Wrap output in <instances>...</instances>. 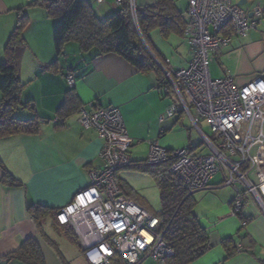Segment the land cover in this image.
<instances>
[{"label":"crops","instance_id":"obj_1","mask_svg":"<svg viewBox=\"0 0 264 264\" xmlns=\"http://www.w3.org/2000/svg\"><path fill=\"white\" fill-rule=\"evenodd\" d=\"M32 1L0 0V63L5 61V46L17 24V9L22 8L28 16L24 30L28 46L21 61L19 77L23 84L21 102L30 104L32 110L23 109L17 116L29 119L37 115L40 124L37 134L0 139V264H20L18 260L9 262L6 257L29 238H34L39 244L46 264H63V260L72 264L61 252V246L53 235L58 234L69 241L54 227L52 212L66 207L79 192L89 188L91 172L104 167L100 157L104 142L95 129L81 125V109L90 105L94 108L117 107L133 140L131 157L134 161L148 158L147 152L153 143L168 151L182 148L203 151L202 138L193 132L196 128L190 117L184 112L168 116L173 99L159 87L162 73L189 65L193 49L183 36L171 34L163 38L159 30H154L148 39L162 70L140 71L119 54L97 56L93 52L82 51L75 42L66 44L63 53L57 56L54 43L57 20L48 17L40 6L29 7ZM136 1L140 6H146L158 0ZM242 1L233 0L236 5ZM88 2L101 20L120 9L119 0ZM239 6L250 14L257 7L264 8V0H245V4ZM180 12L188 20L187 9ZM258 28L259 25L246 37H239L241 40L235 44L238 47L244 44L243 50L251 59L258 55L256 51L264 52V33L260 34H263V40H260ZM230 45L220 48V57H226ZM222 66V70L216 71V78L231 77L239 86L247 85L264 72V67L259 66L252 73L238 76L232 68ZM69 75L75 79L73 86L68 82ZM2 79L0 73V83ZM70 96L76 98L82 107L80 110H65ZM185 117L189 119L191 128L185 125ZM201 127L205 134H211L206 124L202 123ZM126 170H120L117 177L118 181L128 184L122 177ZM7 173L17 179L19 185L7 183ZM222 181L213 178L211 189L203 191L223 189ZM234 198L235 194L229 200L228 197H220L209 211L211 214L197 215L210 232L213 249L194 264H264V211L255 204L262 211L258 213L251 198L243 212L245 217L251 218L243 227L241 220L232 214ZM38 205L48 208L51 214L47 213L44 219L37 221L31 209ZM227 238H234L240 248L229 259L221 247Z\"/></svg>","mask_w":264,"mask_h":264},{"label":"built area","instance_id":"obj_2","mask_svg":"<svg viewBox=\"0 0 264 264\" xmlns=\"http://www.w3.org/2000/svg\"><path fill=\"white\" fill-rule=\"evenodd\" d=\"M187 1L190 19L184 34L193 58L185 68L165 71V88L173 99L168 116L187 114L207 152L168 151L153 143L148 163L169 164L189 194L211 189V180L221 173V186L235 190L232 214L243 217L241 225L246 227L250 219L243 212L251 198L264 211V72L239 86L231 77L213 79L210 65L215 51L229 46L235 36L246 37L263 14L255 8L251 19L233 0ZM68 82L74 85L73 75ZM88 107L81 109L80 123L102 138L104 167L91 172L89 188L58 210L57 221L73 229L88 264H142L149 258L165 264L175 252L159 230V218L119 185L118 173L130 165L133 145L121 112L117 107Z\"/></svg>","mask_w":264,"mask_h":264},{"label":"trees","instance_id":"obj_3","mask_svg":"<svg viewBox=\"0 0 264 264\" xmlns=\"http://www.w3.org/2000/svg\"><path fill=\"white\" fill-rule=\"evenodd\" d=\"M130 2L131 0H121L120 9L105 20L97 17L88 0H34L28 5L44 8L48 17L57 20L54 30L57 56L63 53L66 44L75 42L84 52H93L97 56L116 53L140 71H158L161 68L154 55L141 44L138 30L147 42L154 30H159L163 38H168L171 34L185 37L188 21L174 0H158L153 5L137 7L135 13ZM17 11L16 27L5 46V61L0 63V73L3 76L0 83V139L19 134H37L40 125L37 115L29 119L17 116L23 109L32 110L30 104L21 102L23 84L19 77L21 61L28 46L24 37L28 16L22 8ZM162 76L159 87L166 90L165 74L162 73ZM166 94L172 97L171 91L166 90ZM81 108L76 98L70 96L65 110ZM0 165L2 166L1 161ZM126 168H134L156 178L160 189L161 209L155 216L160 220L159 230L164 233L165 241L175 252L165 264H194L206 256L213 249L210 232L194 212L197 204L194 194H189L183 181L170 172L169 164L150 165L148 158L135 161L131 158V163ZM5 180L10 185L20 183L9 173L6 174ZM119 185L125 195L132 197L128 184L119 181ZM57 212H52L54 227L75 244L85 257L73 229L58 223ZM47 213L51 214V211L44 206L38 205L31 209V214L37 221L44 219ZM239 219L242 221L243 217ZM221 245L226 259L239 252L238 243L234 238L224 239ZM6 260H18L20 264H46L40 246L34 238L25 240L18 250L6 257ZM63 264L69 263L63 260Z\"/></svg>","mask_w":264,"mask_h":264},{"label":"rangeland","instance_id":"obj_4","mask_svg":"<svg viewBox=\"0 0 264 264\" xmlns=\"http://www.w3.org/2000/svg\"><path fill=\"white\" fill-rule=\"evenodd\" d=\"M177 7L183 11H186L188 9V1L187 0H174ZM135 2V1H134ZM133 2L132 7H133V12L136 10V6L140 7L139 3L136 5ZM131 3V2H130ZM260 8V7H257ZM262 11V18L258 20L257 22V27L259 25V28L257 29L258 36H260V40H263V34L260 35L261 33H264V8H260ZM188 14V13H187ZM255 18L254 14L251 17V19ZM189 16H188V23H189ZM263 20V21H262ZM262 21V23H261ZM187 23V25H188ZM261 23V24H260ZM255 27V28H257ZM253 28V29H255ZM138 30V26H137ZM213 32V30H212ZM139 34V39L141 41V44L150 52L152 55H154V52L152 51V48L150 46L149 41L147 42L146 39L142 36L140 30H138ZM241 38V37H240ZM233 42L230 45V49L228 52H226V57H220V52L215 51L213 53V59L210 65V72L212 75L213 79L216 78V71L222 70V64L225 65L228 68H232L233 71L238 73L239 75H247L248 73H252L256 71V69L260 66L264 67V52L263 50H258L256 52H259L258 55L251 59L246 50H243L244 44L240 47L236 46V41L241 40L239 37H233ZM148 43V44H147ZM239 43V42H237ZM263 44V43H262ZM264 46V45H263ZM233 47V48H232ZM236 48V49H234ZM219 52V53H218ZM217 53V54H215ZM225 53V52H224ZM215 55V56H214ZM155 57V56H153ZM225 58V59H224ZM156 59V58H155ZM157 62V60H155ZM237 75V74H235ZM183 121L185 122V125L191 128L190 126V121L188 118H184ZM193 132L199 136L201 139L200 134L193 130ZM205 132L208 133V130L205 129ZM206 150V151H205ZM133 151V149H132ZM150 150L147 152V156H149ZM201 152H207V149L205 146H203V151ZM221 173H218L215 177L216 180L222 181L223 178L221 177ZM122 177H125L126 181L131 187L130 193L132 194V198H134L139 204H141L143 207L147 209L150 213L157 215V213L161 209V196H160V189L158 187L156 178L153 177L149 173L141 172L140 170L137 169H127L126 171L123 172ZM214 177V178H215ZM223 189H220L218 191H199L197 193H194V197L196 198L197 204L194 208V212L198 216H207L209 213L211 214V211L217 204V201L222 197L223 199L228 197V200L230 199L231 196L235 194V190L232 186H227V187H222ZM193 195V194H191ZM227 200V201H228ZM251 203L256 206L252 201ZM255 210L258 213H262L261 209L259 207H255ZM54 237L56 238L57 243L60 244L61 246V252L65 255L66 259L72 263V264H87L86 259L82 255L81 251L79 248L71 243L68 240H65L58 236V234H54ZM223 248V246L221 245ZM224 249V248H223ZM142 264H158L156 261L153 259L149 258ZM197 264V263H196Z\"/></svg>","mask_w":264,"mask_h":264},{"label":"water","instance_id":"obj_5","mask_svg":"<svg viewBox=\"0 0 264 264\" xmlns=\"http://www.w3.org/2000/svg\"><path fill=\"white\" fill-rule=\"evenodd\" d=\"M243 4H245V0L239 3V5H243ZM252 16H253V13H250L249 17H252Z\"/></svg>","mask_w":264,"mask_h":264}]
</instances>
